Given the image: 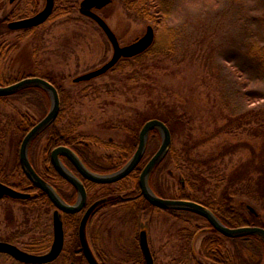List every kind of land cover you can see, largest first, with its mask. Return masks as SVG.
I'll return each mask as SVG.
<instances>
[{
	"label": "rangeland",
	"instance_id": "374dc122",
	"mask_svg": "<svg viewBox=\"0 0 264 264\" xmlns=\"http://www.w3.org/2000/svg\"><path fill=\"white\" fill-rule=\"evenodd\" d=\"M68 1L74 3L73 9L67 6L65 14H56L32 34L20 39L21 32L0 37V55L8 56L9 61L20 62L13 73H29L38 69L41 73L48 72L62 78V85L71 97L75 120L69 122L66 116L57 127L65 130L73 125L82 137L97 139L101 144L92 145L88 152L90 158L104 166L108 164L109 157L116 161L119 152L110 145H122L127 140L123 127L124 124H133L135 112H151L162 101H174L176 113L190 119L186 129L177 133L176 150L181 151L186 142L187 147L199 143L192 151L193 157L208 160L227 148H233L213 162L216 170L229 173L249 159V145L255 142L252 132L258 123L264 121V101L247 102L243 96H259L264 83L259 80L255 68L247 63L245 29L250 28L264 42V17L260 18L264 13V0H175L172 24L177 30V45L176 53L170 59L158 64L157 59L163 57L157 56L156 59L143 60L144 64H139L141 61L122 64L106 75L80 83H74L73 79L100 67L110 58L112 51L100 29L79 14L80 0ZM42 5L43 0H19L13 5L15 18L29 17ZM7 6V0L0 2V7ZM99 14L121 45L141 37L146 26L150 25L127 16L120 0H113ZM252 17L259 18V22L249 24ZM154 32L155 42V29ZM13 42L16 47L7 51L6 45ZM154 61L158 67L147 70ZM147 74L153 75L155 81L144 80ZM33 105L34 101L31 103L24 98L17 108L22 115L32 118L34 115L39 120L41 111L36 110L35 113ZM5 110L7 114L11 111ZM245 118L250 120L249 124ZM186 119L184 121H188ZM46 136L44 134L36 143L39 148L35 160L37 167H40V148ZM0 141L5 140L0 138ZM0 152V168L4 167L5 176L13 181L9 170L17 156L15 148L3 147ZM181 177V171L171 165L159 181L163 190L171 194L178 191ZM256 177L257 174L252 173V180ZM59 188L64 192L70 189L66 184ZM208 194L200 197L205 199ZM6 208L11 213L6 212ZM52 213L53 208L42 202L25 206L11 199L0 200V242H11L29 252L33 251L32 247L40 245L43 237H47L50 243L39 254L47 252L52 240ZM132 216L108 205L98 208L87 228L92 248L97 252L136 246V235L141 225L147 230L149 244L158 254V260L159 253L165 251V258L163 256V261L157 264H179L180 258L175 254L178 249L192 248L195 254L198 253L202 235L196 238L193 235L207 225L202 219L174 218L159 210L143 215L136 226ZM225 245L232 250L229 241H225ZM65 255L63 253L51 264H63ZM193 262L187 261L188 264ZM196 262L207 263L199 258ZM0 264L20 263L0 254Z\"/></svg>",
	"mask_w": 264,
	"mask_h": 264
},
{
	"label": "trees",
	"instance_id": "16d2710c",
	"mask_svg": "<svg viewBox=\"0 0 264 264\" xmlns=\"http://www.w3.org/2000/svg\"><path fill=\"white\" fill-rule=\"evenodd\" d=\"M2 1L3 0H0V2ZM120 2L122 10L127 16L136 21L147 22L154 27L157 34L154 44L145 53L132 59L121 60L113 69H118L122 64H130L131 62L139 63V61H141L139 64H144L145 61L143 60L156 59L157 56L163 57L162 59H157L158 64L164 59H170V57L176 53L177 45V30L172 24V19L175 14V0H120ZM67 6L70 9H73L74 3H71L68 0L65 2L64 0H55L54 10L50 18L54 17L56 14L57 16L65 14L66 12L64 9H67ZM263 17L264 13L260 15V18ZM255 22H259V18L252 17V19L248 21L249 24ZM36 29L27 31L23 37L32 34ZM1 33L2 31L0 29V34ZM245 42V54L246 58H248L247 63L255 68V71L259 75V80L264 83V42L256 37V34L250 30V28L245 29ZM224 62L227 61L224 60ZM158 64L154 61L153 65L147 67V70L158 67ZM25 76L26 75H23V77ZM27 76L40 77L51 83L57 89L60 98V111L57 119L50 128L37 137L35 140L36 142L41 136L47 134L49 141L47 146H68L77 154L83 164L86 163V165L97 172L108 173L121 167L131 157L135 151L138 142V133L143 124L152 119L160 120L169 129L172 142L166 156L149 175L148 184L151 190L161 198L183 199L199 203L207 207L221 221V223L229 228L243 226L264 228V121L258 123L252 132V135H254V141L257 145H255V142H253L254 144L249 145L251 152L249 159L238 165L236 169L231 170L230 173L223 172L221 170H216V166L213 162H215L217 158L228 154L233 148H227L219 153L217 157L208 160H197L193 157L192 151L199 143H194L187 147L186 142L183 144L181 151L176 150L174 145L177 133L181 132L182 129H186V125L190 123V119L188 120L184 118L185 116L176 113L177 105L174 101L171 103L162 101L159 103V106L152 108L151 112L144 113L136 111L133 124H124L123 130L126 132L128 137L127 140L124 141L122 145H110L111 148H115L119 152L120 156L116 161L109 157L107 160L108 164L104 166L95 162L93 158L88 156V152H90L93 144H101L97 139L92 137H82L76 132V128H74L73 125L65 130L57 127V124L63 121L66 116L69 122L75 120L71 97L62 85V78L55 77L48 72L41 73L38 69H34L27 73ZM152 76L153 75L151 74H147L143 78L144 80L149 79L154 82L155 80L152 79ZM13 81L11 80V82ZM26 88H29V94L36 101L38 108L41 111L40 118H42L47 113L49 107V98L47 94L40 87L28 86L25 87V89ZM243 97L247 102L248 100H252L253 103H260L264 101V90L259 96L251 97L250 95L244 94ZM184 119L188 121H184ZM246 120V124H249L250 120ZM36 121H32V123ZM16 129L17 131L12 134V138H15L17 142H19L26 131V126L20 124ZM188 136L190 135L188 134ZM258 140H260L259 143ZM159 143L160 135L158 131H151L146 145V152L141 163L124 180L111 185L88 183L87 190H92L88 202L91 203L103 197L102 199H105V202L101 207L108 205L121 213L133 215L138 219L149 212L159 211L142 198L137 184V178L142 167L155 153ZM16 158L14 167H18L16 166ZM46 159L47 157H43V163H46ZM171 165L173 168L181 171L182 177L179 179L178 191L168 194L163 190L159 178ZM167 173L169 176H172L171 171H168ZM252 173L257 174L255 180H252ZM47 175L48 177L45 175H41V177L48 181L62 199L66 200L68 203H73L76 198L75 191L71 189L70 192L63 193L58 187L66 184L65 181L53 171L47 173ZM10 178L13 179V181H9L8 177L0 172V182L17 191L27 192L30 195L29 199L13 201L19 202L21 205L25 206H30L36 202H42L50 208H53L46 195L34 188L24 175L15 171V175H10ZM211 182L215 183L212 184ZM188 190L192 192H189ZM199 192H202V194H208L209 192V194L206 195L205 199H202V194ZM248 206L252 207L255 210V213H251L248 210ZM6 212L11 213V210L6 208ZM165 212L169 213L174 218L188 216L205 221L202 217L188 210L175 209L166 210ZM80 217L79 214L63 215L65 240L69 238L64 242V253L66 255L63 258V264H69L71 262L76 264L85 263L82 255L78 252L80 245L77 231ZM195 229H197V227ZM198 230L193 237L202 235V239L198 253L193 254V257L196 259L195 261L199 258L201 261L207 262L205 264H263L264 241L258 235L225 237L217 233L208 223L204 228H199ZM43 238L44 239L40 242V245L31 248L34 252L29 251V253L39 254L47 248L46 244L50 243V239L47 237ZM225 241H229L232 245L231 251L226 247ZM243 249H245L244 253L242 252ZM195 263L203 264L200 262Z\"/></svg>",
	"mask_w": 264,
	"mask_h": 264
},
{
	"label": "water",
	"instance_id": "95a60500",
	"mask_svg": "<svg viewBox=\"0 0 264 264\" xmlns=\"http://www.w3.org/2000/svg\"><path fill=\"white\" fill-rule=\"evenodd\" d=\"M13 1L15 0H10V2ZM110 2L111 0H82L79 4V13L92 20L107 38L112 48V55L110 59L99 68L74 78V83L87 82L106 74L117 64L120 59H130L136 57L148 50L154 42V30L150 25H148L145 29L144 34L141 37L137 38L134 42L128 45L120 46L115 34L106 24V22L96 13V11L101 10ZM53 6L54 0H45L44 6L40 12L30 18L10 23L9 28L13 30H19L41 25L50 17L53 10ZM28 86L40 87L44 89L48 93L50 99V108L47 115L41 121H39L23 138L19 150V162L26 178L36 188L41 190L55 207V211L52 217L53 239L49 252L44 255H32L18 249L14 245L5 242H0V254L9 255L16 261H19L24 264H49L56 260L60 255L64 245V231L60 213H79L85 207L87 198L86 190L82 182L79 178H77V176H75L61 163L60 157L66 158L76 170V172L85 180L96 184H112L124 179L135 169V167L138 165V163L143 157L149 132L154 129L159 132L160 146L157 149L156 153L144 166L139 175L138 186L143 198L148 201L152 206L158 209H180L193 212L199 215L200 217L204 218L215 231H217L223 236L240 237L245 235H258L264 241V228L262 227L243 226L238 228H229L226 227L223 223H221V221L208 208L201 204L187 200L163 199L154 194V192L150 189L148 185V177L151 171L155 168V166L158 165L159 162L165 157L171 145V135L169 129L163 122L156 119L147 121L142 126L138 135V144L134 154L120 169L110 174L98 175L92 173L83 165L78 156L67 147H58L54 149L50 155L51 164L54 170L62 179L67 181L77 192V199L73 205L65 203L56 193V191L35 173V171L30 166L27 157V149L30 142L41 131L48 127L56 119L59 113L60 101L57 90L45 80L39 78H29L8 87H0V96L10 95L18 91L19 89ZM3 197H9L12 199L19 200L27 199L29 195L26 193L18 192L0 183V199ZM102 202L103 200L97 201L91 206H89L86 209L79 223L78 240L80 248L88 264L98 263L93 257L89 248V244L87 242L86 225L90 216ZM248 210L251 213H255V210L250 206H248ZM139 240L140 247L142 248L146 259V264H153L152 258L149 253L146 234L144 232H141Z\"/></svg>",
	"mask_w": 264,
	"mask_h": 264
},
{
	"label": "flooded vegetation",
	"instance_id": "af4514ba",
	"mask_svg": "<svg viewBox=\"0 0 264 264\" xmlns=\"http://www.w3.org/2000/svg\"><path fill=\"white\" fill-rule=\"evenodd\" d=\"M3 1H5V0H3ZM3 1H2V3H3ZM18 1L19 0H15L13 2H10V0H7L8 6L7 7H0V29L2 31V33L0 34L1 38L5 37L6 35H10L11 33H19V32H21L19 34L20 37L18 38V39H20L27 31L37 28V27L36 28L34 27V28H26V29H19V30H13V29L9 28V24L10 23L21 19V18H15L16 15L14 13L15 12V7H13V5L16 4ZM4 5H5V3H4ZM6 46H7L6 50L8 48L11 50V48H15L16 47V43H14V42L13 43H9ZM8 58H9L8 56L0 55V87H8V86H11V85H13L15 83H18L19 81H21L23 79L36 77V76H27V73H20V72L13 73L14 70H15L16 64L17 63L19 64L20 62L19 61L16 62L14 59H13V61H9ZM23 75H26V76L23 77ZM11 80L12 81L14 80V81L11 82ZM28 89L29 88H26V89L22 88V89H19L18 91L14 92V93H12L10 95L0 96V108H1V111H0V126L2 127V129L0 130V138L5 140L4 142L0 141V151L2 150L3 147L5 149L7 146H10V147H14L15 148V151H16L15 155H17V158H16L17 159V165L16 166H18V167H14L13 166L12 169L9 170L10 175H15V171H16V172H19L20 174L25 176V174H24V172H23V170L21 168L20 162H19L20 146H21L23 137L29 132V130L35 124H37L44 117L43 116L42 118L37 120V118H35L34 115H33V118H32V117H30V116H28L26 114L22 115V113L20 111H18L19 109L17 108V106L23 101L24 98H27L28 100H30L31 103L34 101L33 108L35 109V113H36V110L40 111L36 101L29 94L28 91H30V90H28ZM5 109L11 110V111H8V114H7ZM16 110L18 112H20V113H17ZM13 111H14V114H13ZM35 120H37V121L32 123V121H35ZM20 124H23V125L26 126V131H25L23 137L20 139V141L17 142V140L15 138H12V134H14V132L17 131L16 128ZM52 124H50L44 131H46L48 128H50L52 126ZM1 132H3V134H1ZM43 132H41V134ZM39 136H37V137H39ZM37 137H35L31 141L29 146H28V149H27L28 161H29L30 166L35 170V172L39 176L45 175V176L48 177L47 173H49L51 171L56 173V171L54 170V168H53V166L51 164L50 155H51V152L56 147H58L59 145H57L55 147L47 146L48 142H49L48 141V136L43 137L45 140L43 142L42 147L40 148V152L42 153V159L40 161V167H37L36 161H35L36 160V155L39 152V148L36 147V143L37 142L35 141L37 139ZM43 138L41 139L42 141H43ZM43 157H47V159L45 160L46 163H43ZM60 160H61L62 164L65 167H67L69 170H71L74 173V175L77 176V178H79L80 181L85 186L86 193H87L86 204H85V207L79 212V215L82 217V215L84 214V212L87 209V207L91 203L96 201L95 200V201H93L91 203L88 202L90 197H91V195H90L91 190H89V192H88L87 186H88V183H91V182H88L87 180L82 178L76 172V170L73 168V166L69 163V161L67 159H65L63 157H60ZM84 165L93 173H97V174H105L106 173V172H97L93 168H91L88 165H86V163H84ZM0 170H1L0 171L1 173L5 174L6 169L4 167L0 168ZM44 180L47 181L46 179H44ZM181 182H182V180H181ZM65 183L70 188L68 192H70L71 189H73L75 191V189L67 181H65ZM59 190L64 193V191L61 190L60 188H59ZM75 194L77 195L76 191H75ZM97 200H100V198L97 199ZM64 201L66 203H68L66 200H64ZM102 204H103V202L98 206V208L101 207ZM96 211L93 212V214L90 216L88 224L92 220V218L94 217V214L96 213ZM139 219L136 218L135 216L132 217V220L134 221L136 226L139 223ZM146 226H148V224H146ZM142 228H144V227H142L140 225L139 229H138V232H137V235H136V246H133V247H119V248H115V249H112V250L111 249L110 250L107 249L106 251L100 250V251H97V252L94 249H92L93 250L92 254H93L95 260L97 261V263L98 264H146V259H145L143 250L140 247V240H139ZM145 234H147V236H148L147 232ZM148 244H149V240H148ZM47 251H49V249ZM78 252L82 256H84L83 252H82V250L80 248H79ZM63 253H64V248H62V251H61L60 255L58 256V258L56 260H58ZM149 253H150V256L152 258L153 264H157L158 261L160 263L161 260L163 261V258H162L163 256L165 258V251H164L162 254L159 253V260H158V254H156L154 252V250L151 248L150 244H149ZM175 254L177 256H179L178 258H180L181 262L179 264H188L187 261H189L190 263H192L194 261L193 264H196L195 263L196 259L193 257V254H195V253H194L192 248H190V249L189 248L178 249V250H176ZM6 256H8V255H6ZM8 257H10V256H8ZM10 258L12 260H14L12 257H10ZM56 260H54L52 263H54ZM14 261H16V260H14ZM16 262H18V261H16ZM18 263H20V262H18ZM20 264H22V263H20ZM49 264H51V263H49Z\"/></svg>",
	"mask_w": 264,
	"mask_h": 264
}]
</instances>
